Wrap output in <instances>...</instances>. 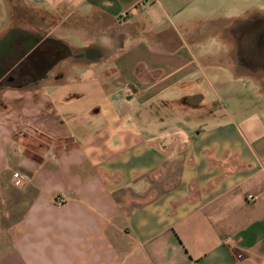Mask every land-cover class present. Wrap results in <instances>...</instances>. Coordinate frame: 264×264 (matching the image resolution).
Segmentation results:
<instances>
[{
  "label": "crops",
  "instance_id": "crops-1",
  "mask_svg": "<svg viewBox=\"0 0 264 264\" xmlns=\"http://www.w3.org/2000/svg\"><path fill=\"white\" fill-rule=\"evenodd\" d=\"M258 19L264 0H0V37L73 54L0 96V264H264Z\"/></svg>",
  "mask_w": 264,
  "mask_h": 264
},
{
  "label": "flooded vegetation",
  "instance_id": "flooded-vegetation-1",
  "mask_svg": "<svg viewBox=\"0 0 264 264\" xmlns=\"http://www.w3.org/2000/svg\"><path fill=\"white\" fill-rule=\"evenodd\" d=\"M247 41L258 47L255 69L264 71V19L243 25V43ZM72 56L67 46L51 35L14 27L0 37V96L59 79Z\"/></svg>",
  "mask_w": 264,
  "mask_h": 264
},
{
  "label": "built area",
  "instance_id": "built-area-1",
  "mask_svg": "<svg viewBox=\"0 0 264 264\" xmlns=\"http://www.w3.org/2000/svg\"><path fill=\"white\" fill-rule=\"evenodd\" d=\"M14 181H15V186L17 188H22L25 186V180L20 174L14 175Z\"/></svg>",
  "mask_w": 264,
  "mask_h": 264
},
{
  "label": "rangeland",
  "instance_id": "rangeland-1",
  "mask_svg": "<svg viewBox=\"0 0 264 264\" xmlns=\"http://www.w3.org/2000/svg\"><path fill=\"white\" fill-rule=\"evenodd\" d=\"M11 26H12V24L9 23L5 28H3L2 32H5V31H6L8 28H10ZM2 32H1V33H2Z\"/></svg>",
  "mask_w": 264,
  "mask_h": 264
}]
</instances>
